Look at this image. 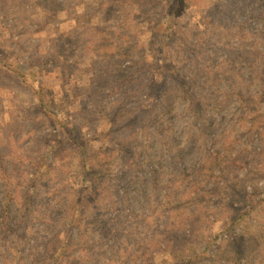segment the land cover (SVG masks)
Masks as SVG:
<instances>
[{"label": "rangeland", "instance_id": "1", "mask_svg": "<svg viewBox=\"0 0 264 264\" xmlns=\"http://www.w3.org/2000/svg\"><path fill=\"white\" fill-rule=\"evenodd\" d=\"M231 24L264 0H0V264H264V72L193 74Z\"/></svg>", "mask_w": 264, "mask_h": 264}, {"label": "trees", "instance_id": "2", "mask_svg": "<svg viewBox=\"0 0 264 264\" xmlns=\"http://www.w3.org/2000/svg\"><path fill=\"white\" fill-rule=\"evenodd\" d=\"M231 28L227 33H224L226 41L223 43V49L225 50L226 56L218 62H213L212 58L210 56V53L203 52L201 54V59L199 62H197V66L193 70V74L195 78H209L216 73H221L225 72L224 69H229L232 68L235 70L239 65L244 63L245 66H248L254 71V68L256 70L254 73L257 75L258 72L263 71L264 72V61L258 60L256 61V55L255 53L257 52L255 49H246L245 44L248 36L251 35H259L262 34L264 35V28L262 29V32L259 31L258 33H250L253 24H231ZM236 37L239 39V44L236 46H233L231 44V40ZM256 61V62H254ZM239 72V70H238ZM237 72V73H238ZM241 73V71H240ZM192 74V75H193ZM241 75V74H240ZM258 76V75H257ZM240 77V76H239ZM243 78V76L241 75ZM250 77V76H248ZM247 77V78H248ZM187 78V77H186ZM218 78H212L211 80L214 82H217ZM189 92L191 93V87H190V82L186 79L185 77H181L180 80H178L176 88L172 93H176L177 97L179 98H186L187 101L192 104V99L191 96H189ZM59 262L55 261V264H58Z\"/></svg>", "mask_w": 264, "mask_h": 264}]
</instances>
